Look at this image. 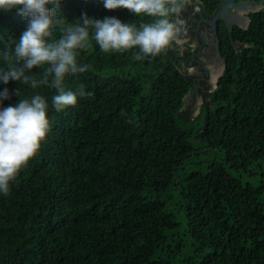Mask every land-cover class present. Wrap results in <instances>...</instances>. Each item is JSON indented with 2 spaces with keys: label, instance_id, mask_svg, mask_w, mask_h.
Instances as JSON below:
<instances>
[{
  "label": "trees",
  "instance_id": "16d2710c",
  "mask_svg": "<svg viewBox=\"0 0 264 264\" xmlns=\"http://www.w3.org/2000/svg\"><path fill=\"white\" fill-rule=\"evenodd\" d=\"M253 1L261 7L245 29L219 26L215 86L196 91L177 43L136 59V49L105 53L91 39L77 58L88 69L64 81L85 86L75 106L52 108L44 85L0 83L4 106L36 92L49 103L39 151L0 195V264H264V3ZM85 13L154 19L101 0L61 4L66 24ZM25 27L15 10L0 12V42Z\"/></svg>",
  "mask_w": 264,
  "mask_h": 264
},
{
  "label": "clouds",
  "instance_id": "9594fccd",
  "mask_svg": "<svg viewBox=\"0 0 264 264\" xmlns=\"http://www.w3.org/2000/svg\"><path fill=\"white\" fill-rule=\"evenodd\" d=\"M63 0H0V12L15 10L26 20L19 39L0 42V83L18 81L35 89L41 85L55 89L51 107L57 111L75 106L87 95L81 84L65 89L66 76L84 73L89 65L78 63L80 50L89 40L105 53L136 49V59L154 57L180 39L181 28L172 17L185 8V0H101L106 9L126 8L136 15L154 18L139 26L115 16L97 19L86 13L71 24L60 15ZM264 3V0H262ZM56 30L60 31L57 37ZM34 68L43 69L37 78ZM17 96L20 88L15 89ZM10 99L8 88L0 90V195L7 196L20 171L41 147L49 130L47 97L39 92L4 106Z\"/></svg>",
  "mask_w": 264,
  "mask_h": 264
},
{
  "label": "flooded vegetation",
  "instance_id": "af4514ba",
  "mask_svg": "<svg viewBox=\"0 0 264 264\" xmlns=\"http://www.w3.org/2000/svg\"><path fill=\"white\" fill-rule=\"evenodd\" d=\"M246 1L253 3L254 6L261 7L253 0H236ZM218 8V7H217ZM251 9L249 4L246 5V11ZM217 11V9H216ZM208 12L201 4H193L191 8H184L182 11L174 16L175 22H178V26L181 28V35L177 42L180 51V57L183 59V70L189 77H193V81L196 84V91L199 88V81H208L209 69H207V61L215 68L218 64H222V56L220 54L221 40L219 38L218 29L221 24V20L216 21V29L209 23L213 19L215 12ZM235 12V11H233ZM240 12L242 17L241 22L233 26L243 28L242 26L248 25L246 18L250 17L253 11ZM246 17V18H245ZM198 27V29L196 28ZM232 28V30H233ZM195 66L197 71L193 75H189L188 67ZM210 83V82H209Z\"/></svg>",
  "mask_w": 264,
  "mask_h": 264
},
{
  "label": "water",
  "instance_id": "95a60500",
  "mask_svg": "<svg viewBox=\"0 0 264 264\" xmlns=\"http://www.w3.org/2000/svg\"><path fill=\"white\" fill-rule=\"evenodd\" d=\"M249 4L251 6V11H256L258 10V6H254L253 3H248L246 1H239L236 2V0H220L217 11L215 12L213 19L209 21L210 24H212V26L216 29L217 27V23L216 21L221 20L225 26L228 28L229 33L232 31V28L235 24L240 23L242 17L238 14V12L245 8L246 5ZM249 10V11H250ZM235 11V12H233ZM249 11L247 12V14L249 13ZM246 18V17H245ZM240 21V22H239ZM247 24L249 23V18H246ZM243 29L246 28V25L242 26ZM198 29V27H196ZM218 55H220L218 53ZM222 59V67L221 70L219 71V74L216 76L215 79V85L217 83V80L219 78V76L221 75L224 67H225V61L223 58ZM214 85V86H215ZM191 91L185 96V98H187L188 96L191 95Z\"/></svg>",
  "mask_w": 264,
  "mask_h": 264
},
{
  "label": "rangeland",
  "instance_id": "374dc122",
  "mask_svg": "<svg viewBox=\"0 0 264 264\" xmlns=\"http://www.w3.org/2000/svg\"><path fill=\"white\" fill-rule=\"evenodd\" d=\"M240 12L243 13V12H246V7L241 9L238 14L240 15ZM241 16V15H240ZM176 24L178 22H175ZM178 42H181V41H178ZM208 65H207V69H209V76H208V79H209V82L212 84V86L215 85V79H216V76L219 74V71L221 70V67H222V64H218L215 68H213V66H211V64L209 63V61H207ZM197 68L195 66H190L188 67V73L189 75H193L197 70ZM192 97L193 95L191 94L190 96H188L186 99L188 100L187 102H190L192 100ZM195 101H196V109L199 105V103L201 102V97L198 96L196 97L195 96ZM197 111V110H195Z\"/></svg>",
  "mask_w": 264,
  "mask_h": 264
}]
</instances>
